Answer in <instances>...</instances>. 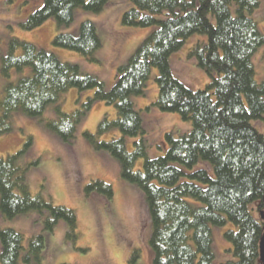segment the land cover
<instances>
[{
  "label": "trees",
  "instance_id": "16d2710c",
  "mask_svg": "<svg viewBox=\"0 0 264 264\" xmlns=\"http://www.w3.org/2000/svg\"><path fill=\"white\" fill-rule=\"evenodd\" d=\"M129 9L121 15L127 27L154 30L120 65L109 90L94 75L81 73L75 64L60 61L54 54L34 44L12 38L1 56V72L10 78L29 67V75L8 82L0 96V134L11 130L14 112L40 116L57 103L62 94L76 88L93 90L79 107L63 112L56 105L57 117L47 127L66 143L75 138L78 124L95 101L114 106L116 117L100 120L94 133L84 131V139L96 150L116 158L120 176L144 194L151 219L149 245L153 264H214L210 226L230 222L234 229L224 232L231 243L234 259L220 264H261L259 241L264 229V134L252 124L264 120V81L255 80L252 56L264 44V34L250 16L259 0H128ZM108 0H43L21 26L30 30L50 17L58 26L73 20L74 9L99 13ZM236 6L233 15L230 7ZM194 34L205 40L191 46L188 57L210 78L204 89L193 90L173 75L169 57ZM56 47L80 53L90 62H99L96 52L102 42L95 24L84 20L77 36L58 33ZM158 75V95L152 106L163 113H177L191 122L189 132L174 138L165 134L168 148L163 156L148 158L145 131L132 97L144 95L151 69ZM118 129L121 136L101 140L105 133ZM134 137L128 151L124 137ZM31 144V137L14 154L0 157V213L6 220L31 210L48 211L44 229L52 230L59 219L68 223V237L76 238V215L70 208L54 206L38 193L29 192L25 167L19 157ZM143 158L142 169H135ZM86 193L100 192L111 199L110 184L88 182ZM200 203L191 205L186 199ZM23 235L11 228L0 230V264H17L24 250ZM44 246L43 234L32 236L23 256L39 264ZM131 252L129 262L137 258ZM65 264V263H63Z\"/></svg>",
  "mask_w": 264,
  "mask_h": 264
},
{
  "label": "rangeland",
  "instance_id": "374dc122",
  "mask_svg": "<svg viewBox=\"0 0 264 264\" xmlns=\"http://www.w3.org/2000/svg\"><path fill=\"white\" fill-rule=\"evenodd\" d=\"M43 0H0V65L1 56L7 52L9 41L17 38L34 44L38 49L54 54L60 61L78 66L81 73L94 75L109 90L114 83L117 68L124 64L129 56L153 30V27H127L121 24L122 13L131 6L128 0H108L99 13L74 9L73 20L66 26H58L55 18L50 17L40 26L26 30L21 23L27 20L31 12L42 4ZM234 15L236 6L230 7ZM257 23L258 30L264 34V0H259L258 8L250 15ZM92 21L100 36L102 46L96 52L99 62H90L80 53L56 47L52 44L58 33L77 36L82 21ZM205 40L204 35L194 34L185 40L183 46L169 57L173 75L193 90H201L210 82L207 73L188 57L191 46ZM255 80L264 81V44L252 56ZM29 67L21 72L12 70L10 78L2 75L0 67V96L10 81L29 75ZM158 71L151 69L146 81L144 95L132 97L134 108L139 112L148 158L163 156L168 148L165 134L172 132L174 138L187 133L191 122L183 120L177 113L160 112L152 103L158 95L155 77ZM93 90L80 92L72 88L62 94L55 104L48 105L37 117L27 116L21 111L14 112L11 118V130L0 134V157L14 154L31 137V144L21 154L18 163L25 167V182L33 195L40 193L54 206H64L76 215V238L67 236L68 223L59 219L52 230L44 229L48 211L42 213L31 210L6 220L0 213V230L11 228L23 237L24 250L17 264H39L34 257L29 262L23 256L32 236L43 234L44 246L40 251L42 264H153L152 250L149 245L151 219L143 192L136 185L128 183L120 176V165L116 158L105 150L94 149L83 137L84 131L94 133L104 116L112 120L116 117L114 106L95 101L78 124L75 138L63 142L51 131L46 122L57 117L55 109L59 105L63 112L79 107ZM253 126L264 134V120L252 121ZM121 134L113 129L100 137L101 140L118 138ZM134 137L125 136L128 151L134 149ZM144 159L136 161L135 169H142ZM101 180L111 185L113 195L107 199L100 192L86 193L85 185L92 180ZM191 205L200 203L192 198L186 199ZM214 264L233 260L231 243L224 232L234 229L230 222L223 226H210ZM137 250V258L129 262L131 252Z\"/></svg>",
  "mask_w": 264,
  "mask_h": 264
},
{
  "label": "water",
  "instance_id": "95a60500",
  "mask_svg": "<svg viewBox=\"0 0 264 264\" xmlns=\"http://www.w3.org/2000/svg\"><path fill=\"white\" fill-rule=\"evenodd\" d=\"M260 218L264 220V213L263 211L260 212ZM259 261L261 264H264V229L262 236L259 241Z\"/></svg>",
  "mask_w": 264,
  "mask_h": 264
}]
</instances>
